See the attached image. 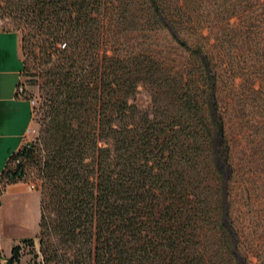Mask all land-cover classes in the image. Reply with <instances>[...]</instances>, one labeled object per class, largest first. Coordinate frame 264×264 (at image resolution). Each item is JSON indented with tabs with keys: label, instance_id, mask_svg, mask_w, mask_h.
Listing matches in <instances>:
<instances>
[{
	"label": "trees",
	"instance_id": "obj_1",
	"mask_svg": "<svg viewBox=\"0 0 264 264\" xmlns=\"http://www.w3.org/2000/svg\"><path fill=\"white\" fill-rule=\"evenodd\" d=\"M9 1L48 115L32 264H264V0ZM238 79L259 103L254 150L234 138ZM34 157L21 144L0 181Z\"/></svg>",
	"mask_w": 264,
	"mask_h": 264
},
{
	"label": "rangeland",
	"instance_id": "obj_2",
	"mask_svg": "<svg viewBox=\"0 0 264 264\" xmlns=\"http://www.w3.org/2000/svg\"><path fill=\"white\" fill-rule=\"evenodd\" d=\"M9 0H0V31L13 30L20 34L16 25L18 19L12 14L7 13V7L10 5ZM217 1L214 6L204 5L203 15L212 20L213 23L218 24V16L216 15ZM208 11H211L208 13ZM208 15V16H207ZM217 30V29H216ZM3 38L2 51L7 59L8 68L13 67L16 70L21 67L17 56V36L15 33H4L0 35ZM132 40L129 41V43ZM25 69L19 77L22 86L24 87L23 98L32 97L35 104L31 107V122L27 123L30 128L34 130L32 135H23L22 143L30 141L34 146V160L26 163L25 172L22 178L13 182L4 184L0 181V254L7 257L10 254L11 246L18 244L19 264H32L34 260V248L26 243H21L22 239L34 238L37 233L38 222V172L36 169L38 158L44 152V136H46L44 129L47 125L48 115L41 105L42 98L39 95L38 89L35 85L29 84L31 79L32 68L34 60L32 54L28 55L25 52L22 54ZM238 81H240L238 79ZM237 84L235 90L237 93L245 95V104L242 111V122H245L244 136H234L239 139L241 137V144L247 150H254L257 142L261 139L260 130V111L258 107V99L254 94L247 92L244 87L245 84ZM15 90V89H14ZM255 96V97H254ZM136 105L139 108H145L148 104V94L143 86H137L135 99ZM27 105L30 107L28 101ZM231 122H236L235 117L230 118ZM22 125V124H21ZM25 126V127H26ZM27 126V127H28ZM16 130H12L3 124L0 126V164L5 162L7 156L16 149L18 138L15 135ZM235 133L236 130L234 129ZM12 163H9L11 166ZM225 171H223V174ZM36 242V239H33Z\"/></svg>",
	"mask_w": 264,
	"mask_h": 264
},
{
	"label": "crops",
	"instance_id": "obj_3",
	"mask_svg": "<svg viewBox=\"0 0 264 264\" xmlns=\"http://www.w3.org/2000/svg\"><path fill=\"white\" fill-rule=\"evenodd\" d=\"M15 33L17 36V56L20 63L19 34L15 31H0L4 33ZM3 38H0V126L5 124L8 128L16 130L18 138L17 147L22 143V138L27 128L26 124L31 122V107L22 96H15V84L19 79V68H8L7 59L2 51ZM21 64V63H20ZM22 124V125H21ZM26 126V127H25ZM16 147V148H17ZM4 163L0 164V170Z\"/></svg>",
	"mask_w": 264,
	"mask_h": 264
},
{
	"label": "built area",
	"instance_id": "obj_4",
	"mask_svg": "<svg viewBox=\"0 0 264 264\" xmlns=\"http://www.w3.org/2000/svg\"><path fill=\"white\" fill-rule=\"evenodd\" d=\"M15 92H16L17 96H23L24 95V89H23V87L21 85H19V86H17L15 88ZM25 99L28 101L30 107H32L35 104V101H34V99L32 97H28V98H25ZM32 133H34V130L28 126L26 128V130H25L24 135H26V136L27 135H32ZM26 143L28 144V143H31V142L30 141H26L25 144Z\"/></svg>",
	"mask_w": 264,
	"mask_h": 264
}]
</instances>
